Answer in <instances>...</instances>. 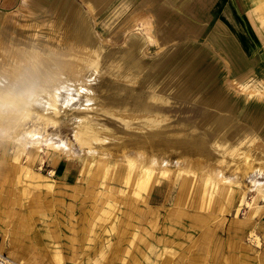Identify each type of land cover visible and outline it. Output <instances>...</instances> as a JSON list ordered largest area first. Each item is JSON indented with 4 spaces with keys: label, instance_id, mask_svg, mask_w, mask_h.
<instances>
[{
    "label": "rangeland",
    "instance_id": "1",
    "mask_svg": "<svg viewBox=\"0 0 264 264\" xmlns=\"http://www.w3.org/2000/svg\"><path fill=\"white\" fill-rule=\"evenodd\" d=\"M229 2L232 65L207 37H165L150 2L0 0V90H53L0 121L1 264H264V23Z\"/></svg>",
    "mask_w": 264,
    "mask_h": 264
},
{
    "label": "crops",
    "instance_id": "2",
    "mask_svg": "<svg viewBox=\"0 0 264 264\" xmlns=\"http://www.w3.org/2000/svg\"><path fill=\"white\" fill-rule=\"evenodd\" d=\"M141 2L143 4L150 2L156 6V11L154 10L156 16L160 21H165V24L169 26L168 31L165 28V37L169 33L175 36L191 33L197 37H207L210 43H217L221 47L229 57L231 65L233 64L235 60L233 56L235 53L233 52L235 51L232 50V43L217 34L219 31L224 30L228 24L236 31L239 29L237 17L230 8L231 3L229 0H222V3L216 11L214 10L213 14H208L207 0H193V3L190 5H182L184 4L183 0H139V3ZM252 2L254 3V9H260V6L264 4V0H252ZM255 13L260 16V21L264 23V14L260 15L256 10ZM217 15H222L224 21L217 22L214 19ZM239 56L236 55V60L242 61V57L239 58Z\"/></svg>",
    "mask_w": 264,
    "mask_h": 264
},
{
    "label": "bare ground",
    "instance_id": "3",
    "mask_svg": "<svg viewBox=\"0 0 264 264\" xmlns=\"http://www.w3.org/2000/svg\"><path fill=\"white\" fill-rule=\"evenodd\" d=\"M88 3V2H87ZM89 4V3H88ZM90 5V4H89ZM255 8V7H254ZM257 13L264 14V4L260 6V9L256 8ZM46 88V89H44ZM43 88V93H46V95L52 97L53 95L52 92L53 90L44 87ZM18 93L16 89L9 88L6 91L0 90V121H4L6 124H10L11 121L13 120H23L24 118L27 117L29 113V104L32 101L31 96L28 98L27 102L22 105L18 99ZM161 103L163 102L161 99H157ZM54 102L53 100L48 101L47 107L48 109H53ZM50 106V107H49ZM218 108V106H215ZM156 117H152L150 119H147L148 123H152L153 125H156ZM40 120L42 122L49 123L52 121L50 116L42 115L40 117ZM151 125V124H150ZM74 137L76 141L79 143L80 146H85L87 148L92 147L93 142H96L98 140L97 138V133L94 131V128L90 125L89 122L84 121L83 119L78 120V124L76 125V130L74 133ZM120 140V139H118ZM140 163L137 165V170H136V176L137 180H135L134 185H136V188L138 190L144 191L146 195L149 194L150 189L152 184L155 182L154 177L149 175V170H150V163L145 162V160H139ZM129 163L131 164V160H128V165ZM130 169V168H129ZM192 179L188 180L187 186H186V202H189V196L190 193H194V182L191 181ZM5 231V229H4ZM6 233V232H5ZM11 242V241H9ZM3 243H1V246ZM2 248H0V254H1ZM2 255H0V258ZM1 259H0V264H1Z\"/></svg>",
    "mask_w": 264,
    "mask_h": 264
},
{
    "label": "clouds",
    "instance_id": "4",
    "mask_svg": "<svg viewBox=\"0 0 264 264\" xmlns=\"http://www.w3.org/2000/svg\"><path fill=\"white\" fill-rule=\"evenodd\" d=\"M54 81H49L52 83ZM46 85L36 84L35 82H27L23 84L18 93V99L22 105H24L30 96H33L36 92L42 91Z\"/></svg>",
    "mask_w": 264,
    "mask_h": 264
}]
</instances>
